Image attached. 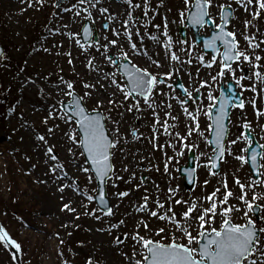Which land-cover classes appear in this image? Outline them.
<instances>
[{"label":"snow or ice","instance_id":"obj_1","mask_svg":"<svg viewBox=\"0 0 264 264\" xmlns=\"http://www.w3.org/2000/svg\"><path fill=\"white\" fill-rule=\"evenodd\" d=\"M33 2L38 7H43L47 0H33ZM123 2L126 5L123 13L113 14L110 13L109 7L101 5V0H74V2L70 0L67 5L63 0H53V7L57 10L53 15L63 18L62 14L69 13L71 14L69 22L79 27L78 30L73 31L69 24L65 23L50 30V34L52 36L63 34L85 57L88 71L96 73L94 83L80 81L82 92L77 91L76 81L65 80L60 76L56 91L63 98L58 99L56 104L50 107L48 115L43 120L47 125L49 119H59L69 127L70 131L65 135L74 145L79 146V154L85 157L83 166L77 165V167L79 171L88 174L89 184L96 182L92 189L94 194L82 192L79 185L71 189L77 195L86 198L87 203L82 204L85 209L83 215L90 216L96 221H101L104 217H112L115 215L114 208H118L119 203L129 197L131 188L111 194L107 192L110 182L112 187H116L118 181L124 180V177L116 172L113 158L127 139L121 133V121L112 118V110L124 107L125 112L135 114L143 113L147 109L154 118L151 125L152 135L149 139L158 141L157 133L163 129L166 135L175 140L173 142V139H169L166 145L158 142L153 144L157 149L167 147L173 150L172 156H168L167 152L164 153L166 173L172 174L171 164L177 157L185 156L186 150L190 152L199 147L198 144L189 142V139L196 135L204 138L206 145L211 146L212 152L203 164L197 163V168L206 167L211 175H215L213 169L219 167V161L223 160L227 153L238 160L242 167L248 165L253 175L249 177L248 183L242 182L239 177L235 178V183L240 189L238 196L228 189L225 177L222 181L226 189L223 199L217 196L220 191L217 188L204 197L203 201L193 200L191 203L178 196L179 184L175 187L169 186L163 200L160 198L161 189L158 185H155L157 189L155 199L149 195V190L145 187L144 195L133 205L135 219L131 232L113 234V229L119 230L125 225L124 219L110 223L107 228H100L99 231L112 234L116 246L130 241V252H122L128 264H264V204L260 203L264 200V191H256L257 187L264 188V143L257 142L255 136L251 134L252 122L243 118V110L246 107L244 91L253 93V97L248 102L253 107L257 121L264 118V108L258 106V98L264 97V63H262L264 56L260 54L264 51L262 47L264 39H258L256 33L241 32L240 35L243 36L246 44V47L242 48L232 25V21L236 19V8H239L252 17V20L243 21L244 29L253 26V21L264 14V0H233L232 3L229 0H182V6L178 9V22L197 28L198 32L195 35H200L199 30L210 34L203 39L202 49L196 53V49L200 47L197 41L195 39L174 41L169 35V22L165 18L162 32L165 39L161 46L168 58L169 68L163 72L159 71L164 66L159 58L149 57V61L143 67L133 62L134 58L148 56L147 49L138 46V44L143 45V33H147L151 40L160 43L159 37L148 32L153 20L149 15L153 10L152 0H136V2L123 0ZM163 3L164 0H159L158 7H162ZM85 4L87 7H82ZM97 16L102 18L99 28H97ZM154 27L159 29L161 26L154 25ZM62 43L61 41V45ZM176 44L181 45L180 52L184 53L185 59L182 60L177 54ZM41 48L44 52L50 51L43 45ZM204 50H211L210 58L206 59L208 53ZM67 56L68 63L73 64V53L69 51ZM194 61L198 65L195 73L182 69L184 63L192 65ZM106 66H111V70L105 71ZM213 66L218 69L215 74L209 72L207 78L196 79L199 77L200 67L212 69ZM152 68L156 71L151 70ZM182 70L186 71L191 81L190 85L173 79L174 76H179ZM245 80L248 81L247 84L244 83ZM221 81L228 86L219 88L218 95L214 94V85H219ZM229 81L235 82L241 91L234 95ZM30 82L35 83L31 80ZM177 85L182 96L175 94ZM165 87L168 89L167 92L164 90ZM205 89H207L206 99L210 102L207 104L204 102L205 94L202 91ZM40 93L44 94V89L41 88ZM158 94L178 103L182 115L189 121L186 125V134L171 131L176 124H169L168 119L161 120L157 111L161 106L166 109L165 117L177 122L179 117L169 111L173 107L171 102L157 103ZM93 99L95 106L89 109L88 101ZM105 104L109 107H105ZM231 108L241 110L242 119L239 125L240 131L234 139L227 140L226 147L225 141L230 129L224 121L228 118ZM201 115L207 117L209 121L206 127L209 136H205L204 131H201ZM261 127L264 128V125ZM52 131V128H48L49 133ZM142 135L143 133H138V130L133 128L132 139L138 140ZM36 138L43 142L45 155L51 160H58V156L54 153L55 145L49 144L43 134ZM238 144L243 146L234 151V146ZM68 151L76 155L71 147ZM205 155L206 153L200 152L201 157ZM58 169L60 175L56 179L62 180L67 176L64 164L57 163L50 171L57 173ZM123 171H128L127 166ZM157 171H159L158 167ZM175 171L180 169L177 168ZM184 171L189 182L196 178L195 168ZM135 179L136 173H130L128 183L131 184ZM140 179L142 183L137 184L136 189H140L145 180L143 176ZM172 179H175V176H172ZM204 183L207 184L208 181L205 180ZM67 188H70V185L64 183L58 190L64 193ZM109 196L119 203L111 204ZM230 197L238 203H230ZM63 199L62 195L61 200ZM93 201H98L100 207L89 209L88 203ZM73 203L71 200L63 203L61 210L74 213L79 219L81 213H77ZM176 205L181 206L179 210L176 209ZM98 211L100 215L97 214ZM237 219L242 222H237ZM56 235L59 236V233ZM63 243L64 241L60 240V244ZM0 248L8 251L14 261L20 259L22 245L3 224H0ZM60 255L63 253L61 252ZM63 264H69V261L65 260ZM85 264H97V262L89 257Z\"/></svg>","mask_w":264,"mask_h":264},{"label":"rangeland","instance_id":"obj_2","mask_svg":"<svg viewBox=\"0 0 264 264\" xmlns=\"http://www.w3.org/2000/svg\"><path fill=\"white\" fill-rule=\"evenodd\" d=\"M69 2L70 0H63L65 5ZM229 2L232 3L233 0H229ZM101 5L109 7L110 13L113 14L123 13L126 7L123 0H101ZM152 5L153 10L149 15L153 17V20L148 27V32L159 37L160 43L151 40L147 33H143V45L138 44V46L142 49L146 48L150 53L142 58H134L133 62L143 67L146 66L149 57L151 59L159 58L164 64L159 71L163 72L169 68L168 58L161 46L165 39L162 35L164 21L167 18L169 22L168 32L173 40H181L177 31L179 26L183 25L178 22V9L182 6V0H164L162 7H158L159 0H152ZM82 7H87V4ZM233 7L236 8V5L233 4ZM56 11L53 7V0H47L43 7H38L33 0H0V20L3 22V25L0 26V40L5 41L7 39V43L11 44V51L8 56L13 61H3L2 58L0 61V196L4 199L9 197V175H12L13 181L15 180V198L23 203V211L19 215L14 214L15 220L12 215L9 217H7L8 214L4 215V211L0 209V224L4 225L5 220H7L9 222L8 231L11 235H15L14 238L22 245L21 264H63L65 260H68L69 264H85L89 257H92L97 264H128L127 258L122 255V252H130V241L124 245L116 246L113 243V235L107 231H99V229L107 228L110 223H117L124 219L125 225L121 226L119 230L113 229V234L120 235L122 232H131L135 219V214L131 211L134 209L133 205L144 195L145 187L149 190V195L155 199L157 192L155 185H158L161 189L160 198L163 200L168 187H175L179 184L178 196L191 203L193 200L203 201L204 197L217 188L220 189L217 196L223 199L226 189L222 181L225 177L227 178L228 189L238 196L240 189L235 183V178L239 177L242 182L248 183L251 174L248 165L242 167L238 160L227 155V153L224 159L220 161V169L215 175H211L206 167L197 168V163L203 164L212 152L211 147L206 145L203 137L193 135L189 142L199 145L197 149L193 150L195 152L196 183L190 191L186 190L183 185L184 178L175 169L186 163L188 151L186 150L185 156L177 157L172 162V174L166 173L164 171L166 158L164 153L167 152L168 156H172L173 150L167 147L157 149L153 147V144L158 142L161 145H166L169 139H173L175 142L174 138L169 137L163 129H160L157 133L158 141H152L149 139L152 135L151 125L154 119L151 111L145 109L143 113L134 114L125 112L124 107H118L112 110V118L121 121V133L127 139L122 143L121 150L115 153L113 163L116 172L123 176L124 180L118 181L116 187H112L110 182L107 186V192L111 194L129 188L132 189V192L129 197L123 199L122 203L109 196L111 204L119 203V207L114 208L115 215L112 217H104L101 221H96L90 216L83 215L85 209L82 204L87 203L86 198H82L71 189L79 185L82 192L92 193L96 182L89 184L88 174L79 171L77 167V165L83 166L84 156L79 154V146L74 145L65 135L70 131L69 127L59 119H49L47 125L43 123V120L48 115L50 107L56 104L58 99L63 98L58 95L56 89L52 88L59 84L60 76H63L65 80L76 81L77 91L82 92L80 81L86 80L89 83H94L96 73L88 71L85 66V57L80 54L78 47L74 46L63 34H56L55 36L50 34V30L61 27L65 23H68L73 31L78 30L79 27L73 26L69 22L71 14L64 13L62 14L63 18H61L53 15ZM93 11L95 13V10ZM235 15L236 19L232 21L233 30L237 32V39L242 48L246 47V44L243 36L240 35L241 32L245 34L256 33L258 39H264V14L253 21V26L246 30L243 21L245 19L252 20V17L239 8H236ZM141 19L144 18L141 17ZM101 20L102 18L97 16V28H99ZM154 25L161 27L157 29ZM257 28L259 29L258 32ZM35 31H38V36L36 40H32L31 37ZM62 31L66 30L62 29ZM199 31L200 34H208L204 30ZM109 35L111 36V33ZM185 39L189 41L194 39L192 31L187 27L185 28ZM61 41L63 42L62 45ZM41 45L49 48L50 51L44 52ZM199 46L196 53L201 50V45L199 44ZM180 47V44H176L175 50L183 60L185 55L180 52ZM69 51L73 53V64L71 65L68 63L67 53ZM57 53L60 54L57 55ZM93 54L96 55L95 52ZM260 54L264 56V51ZM207 58H210L209 53ZM181 67L183 70H190L195 73L198 65L194 61L192 65L184 63ZM108 70H111V66L105 67V71ZM151 70L156 71L155 68ZM183 70L179 76H174L173 79L179 78L185 85H190L191 81L186 71ZM217 70L216 66H213L212 69L200 67V74L196 79L207 78L209 72L215 74ZM30 80L35 81V83H31ZM221 82L225 84L224 81ZM244 83L247 84L248 81L245 80ZM218 86L214 85V94L218 93ZM41 88L44 89V94L40 93ZM164 90L165 92L168 91L166 87ZM238 90L241 91L239 87ZM202 91L205 94V104L210 103L206 99L207 89ZM179 93L176 89L175 94L181 95ZM243 97L246 101L243 118L252 122L253 132H255L258 142L264 143V139H261L264 137V128L261 127L264 125V118L257 121L253 107L248 102L253 97V93L244 91ZM117 99L119 100L120 97L118 96ZM161 101L171 102L173 107L169 111L174 116L179 117L178 122L165 117L166 109L161 106L157 109L161 120L168 119L169 124H176V127L171 131L186 134V125L189 121L187 117L182 115V109L178 103L175 100H170L167 96L158 94L157 103L160 104ZM87 106L89 109L93 108L95 106L94 99L88 101ZM258 106L264 108V97L258 98ZM105 107L109 106L105 104ZM241 119V110L233 108L228 122L230 132L225 141L226 147L228 146L227 140L234 139L240 131ZM207 123H209L207 117L201 115L200 128L201 131H204L205 136L208 134L206 131ZM56 125L59 126L55 127ZM48 128H52L53 131L49 133ZM133 128L137 129L138 133H143L138 140L132 139ZM40 134L45 135L49 144L55 145L54 153L58 156V160H51L45 155L43 142L36 138ZM242 146V144H238L234 146L233 150L237 151ZM70 147L76 153L75 156L68 151ZM200 152H204L206 155L201 157ZM57 163L65 165L67 176L62 180L56 179L60 175L59 169L57 173L50 171L51 167ZM125 166L128 168L127 172L123 171ZM157 167L159 171H157ZM132 172L136 173V179L129 184L128 177ZM141 176L145 180L142 187L136 189L135 186L142 183ZM172 176H175V179H172ZM205 180L208 181L207 184L204 183ZM64 183L70 185V188L65 190L74 195L73 206L77 209V213H81L79 219L76 218V214L61 210L62 204L66 201L61 200L62 195L59 194L58 189ZM256 191H264V188L257 187ZM94 202L88 203L89 209L97 208ZM229 202L238 203L231 197ZM260 203L264 204V200H261ZM175 207L179 210L181 206L176 205ZM97 214L100 215L101 213L98 211ZM237 222H242V220L237 219ZM31 224L35 225L36 228L31 227ZM62 225H67V227H62ZM76 228L80 229L79 235L81 236L78 242L74 244V249L68 251L66 248H61L60 240H67L68 233ZM141 231L143 232V230ZM57 233L59 236L56 235ZM93 233H97V235ZM154 238L158 239L159 237ZM61 252L63 255H60ZM7 256L8 251L0 248V264L4 262L12 264L11 254L9 258Z\"/></svg>","mask_w":264,"mask_h":264},{"label":"trees","instance_id":"obj_3","mask_svg":"<svg viewBox=\"0 0 264 264\" xmlns=\"http://www.w3.org/2000/svg\"><path fill=\"white\" fill-rule=\"evenodd\" d=\"M1 23V22H0ZM4 49H5V56H7V54H8V47H7V45H5L4 46ZM10 177H9V186H8V188H9V192H10V195H9V197H7V199H2L1 197H0V203L1 204H3V210H4V213L5 214H8L7 215V217H9V216H11V215H13V214H16V213H18L19 214V212L21 211V205H20V200L18 199H16L15 198V194H14V189H15V180L13 181V177H12V175H9ZM19 201V202H18ZM22 212V211H21ZM6 222H7V220H6ZM7 224V223H6ZM74 232V235L73 236H79L78 234H77V230H74L73 231ZM72 242V241H71ZM70 241L68 242V243H71Z\"/></svg>","mask_w":264,"mask_h":264},{"label":"water","instance_id":"obj_4","mask_svg":"<svg viewBox=\"0 0 264 264\" xmlns=\"http://www.w3.org/2000/svg\"><path fill=\"white\" fill-rule=\"evenodd\" d=\"M192 30H193V32H194V34H196L198 31V29L197 28H192L190 25H188ZM180 33H181V36L182 37H184V27H181L180 28V31H179ZM195 37H196V41L197 42H200V41H202L203 42V39L204 38H206V36H203V35H195ZM0 50H3L2 49V46L0 45ZM204 51H211V50H204ZM2 53H3V51H0V57L2 56ZM230 84H231V86H232V88H233V90H234V95H235V93H237L236 91H235V86L231 83V82H229ZM227 86H228V84H227ZM226 86V87H227ZM222 88V87H221ZM230 112V111H229ZM228 117H229V113H228ZM227 120H228V118H226L225 119V124L227 125ZM211 138V137H210ZM194 153L192 152V151H190V153H189V156H188V162H187V165H185V166H181L179 169H180V174L181 175H185V188H191L192 186H193V184H194V182H195V179L192 181V182H189V179L187 178V174L185 173V171H184V169H188V168H195V164H194V162H193V158H194ZM218 169H219V167L218 168H216V169H213V171L214 172H217L218 171ZM253 174V173H252ZM96 204H97V206L98 207H100L99 206V204H98V201H96L95 202Z\"/></svg>","mask_w":264,"mask_h":264},{"label":"bare ground","instance_id":"obj_5","mask_svg":"<svg viewBox=\"0 0 264 264\" xmlns=\"http://www.w3.org/2000/svg\"><path fill=\"white\" fill-rule=\"evenodd\" d=\"M117 2H120V1H117ZM148 53H150V52L148 51ZM52 88L56 89V87H52ZM59 194L64 196V200L66 202H68L69 200L73 201V199H74V195L72 193L67 192L66 190L64 191V193L60 192ZM131 212H133V214H135V209H133ZM31 227L36 228V226L33 224H31ZM93 234L97 235V233H93Z\"/></svg>","mask_w":264,"mask_h":264}]
</instances>
